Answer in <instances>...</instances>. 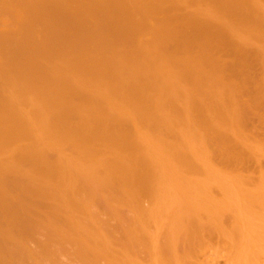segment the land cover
<instances>
[{
    "label": "bare ground",
    "instance_id": "bare-ground-1",
    "mask_svg": "<svg viewBox=\"0 0 264 264\" xmlns=\"http://www.w3.org/2000/svg\"><path fill=\"white\" fill-rule=\"evenodd\" d=\"M261 2L0 0V264H62L59 243H71L73 254L89 264H143L146 249L154 264H204L197 257L206 247L225 250L231 264L264 254V173L254 187V177L246 176L253 187L246 191L238 171L243 166L236 174L210 170L189 161L186 151L190 144L205 158L202 144L210 139L218 156L212 158L244 164L249 155L261 168L264 153L255 152L248 135L244 158L223 132L236 130L248 109L236 97L241 76L234 68L236 81L230 80L218 61L224 46L244 58L245 49L232 41L240 30L246 33L240 44L264 43ZM147 29L151 38L141 40ZM259 47L250 50L263 65L250 90L260 98L249 104L257 109L264 108ZM197 127L208 138L202 134L195 146ZM167 134L179 143L164 142ZM64 146L71 155L60 154ZM173 162L203 169L206 177L202 172L205 179L185 188ZM212 185L220 197L212 195ZM178 187L184 190L175 192ZM95 206L117 222L116 238L96 222ZM122 207L133 215L127 223ZM160 217H167L162 244L145 238L150 221L158 224Z\"/></svg>",
    "mask_w": 264,
    "mask_h": 264
},
{
    "label": "rangeland",
    "instance_id": "rangeland-1",
    "mask_svg": "<svg viewBox=\"0 0 264 264\" xmlns=\"http://www.w3.org/2000/svg\"><path fill=\"white\" fill-rule=\"evenodd\" d=\"M257 1H259V0H257ZM263 3H264V0H261ZM261 2V4H263ZM261 4L259 5L260 6V9L262 10V9H264L263 7H264V4L261 6ZM192 10V8H187V10L189 11V10ZM190 10V11H191ZM262 13L264 14V10H262ZM157 21L155 20V22L153 21V31H157L158 30V24L156 23ZM151 29H147L145 32H143L139 37H140V39L141 40H148V39H150L151 38V34H149L148 32L150 31ZM241 31V30H240ZM238 31V33H237V37L239 38V39H241V38H244L245 36V32H243V31ZM242 32H243V34H242ZM102 36L103 37H106L107 36V34L104 32V33H102ZM242 36V37H241ZM232 39V38H231ZM236 39V38H235ZM234 40V39H232V41L233 42H237V43H239V45L240 46H242V48H243V50L245 49V56H244V58L242 59V58H238V55H234V53L233 52H231L230 50H229V48L227 47V46H224V51H220V53H219V58H218V61H219V63L220 64H222L223 66H225V68L227 69L226 71H227V73H225L224 72V74L226 75V77L229 75L230 76V78H229V76H228V78L231 80V79H233V77L234 76H236L235 74H233L232 73V71L231 70H235L236 71V74H238V77L239 76H241V78H239V80H240V82H239V80H238V85L237 86H239V87H237V93H236V97L238 98L237 100L244 106V107H246L247 109H248V112L246 111V112H243L242 114H240L239 115V120H240V126H237V128H236V130H235V128H233V129H228V130H224L223 132L225 133V135L229 138V141L231 142V144H232V148L234 149V150H238V151H240L241 149H243V147H245L246 148V143H244V142H248V143H250V140L252 141L250 144H252L253 145V147L255 148V152H257V154L259 155H263V153H264V151H260L259 150V148H264V119H260L261 117L262 118H264L263 116H264V108H259V109H257V107L255 106V107H253V106H249V104H252V105H256V104H253V103H255V101L257 102L258 100L257 99H254L253 98V96L251 95V88H253V86L254 85H256V84H258L257 82L260 80V78H262V76H263V70H262V66H261V57L260 56H254L252 53H251V49H253V48H258L259 46L261 47V46H263V48H264V43L263 42H258V41H255V40H253V39H249V40H246L247 42H245L246 44H240L241 42H240V40ZM242 40V39H241ZM251 41V42H250ZM247 43H249V44H247ZM253 45V46H252ZM251 46V47H250ZM253 47V48H252ZM259 47V49H261ZM248 51H247V50ZM260 57V58H259ZM247 58V59H246ZM240 59V60H239ZM241 61V62H240ZM238 63V64H237ZM246 64V65H245ZM236 65H240V66H236ZM242 66V67H241ZM235 68V69H234ZM240 73H239V72ZM237 78V77H236ZM235 79V78H234ZM233 79V81H236V79L234 80ZM221 88H224V86H222ZM252 97H251V96ZM251 97V98H250ZM251 100V101H250ZM243 101H245V103L243 102ZM246 105V106H245ZM247 105H248V107H247ZM245 108V109H246ZM251 108V109H250ZM249 109L251 110L250 112V114H249ZM259 111V112H258ZM245 113V114H244ZM259 113V114H258ZM262 113V114H261ZM252 116V117H251ZM247 124V125H246ZM245 125H246V127H245ZM196 127V126H195ZM195 127H193L194 129H195ZM236 127V126H235ZM192 128V127H191ZM183 129V128H182ZM185 129L186 128H184L183 130L185 131ZM197 129V133H199V128L197 127L196 128ZM187 130V129H186ZM193 130V129H192ZM205 130V129H204ZM203 129H202V131H204ZM146 131H147V129H146ZM189 132H191V129H189L188 130ZM195 131V130H194ZM194 131H192V132H194ZM202 131H200V132H202ZM180 132H182V131H180ZM188 132V133H189ZM191 132V133H192ZM205 132V131H204ZM204 132L203 133H201V135H202V137L205 135L204 134ZM227 132V133H226ZM250 132H251V134H250ZM184 133H186V131L184 132ZM193 134V133H192ZM188 135L187 134V136H189L188 137V140H190L189 138L191 137V136H193V135ZM245 134V135H244ZM172 134H167L166 136H162V138L165 140L164 142H166V143H172V144H178L179 143V138H178V136H176V135H172ZM198 135H200V133L198 134ZM201 135H200V137H198L196 140H195V137L193 138V139H191V140H194V141H191V144L192 143H194L195 141H198L197 143L195 142L193 145H195V144H197L198 145V143L200 144V141H201V139H199V138H202L201 137ZM233 137H232V136ZM237 135V136H236ZM246 135H248V139H250V140H247L246 139ZM176 136V137H175ZM205 136H207V138H208V135H205ZM204 136V137H205ZM244 136V137H243ZM207 138H206V140H207ZM210 138V137H209ZM262 138V139H261ZM170 139V140H169ZM173 139V140H172ZM204 139V138H203ZM258 139H259V141H258ZM166 140H168V141H166ZM179 140V141H178ZM262 140V141H261ZM176 141H178V142H176ZM164 142H163V145H165L164 144ZM176 142V143H175ZM203 142H205V140H203ZM260 142V143H259ZM190 143V142H189ZM261 143H263V145H261ZM214 144V141L213 140H207L206 142H205V144H202V146H204V148H203V154L205 155L204 157L205 158H202V156L201 157H199L198 155H197V151L195 152V147H193V148H190V144H189V146H187L188 148L186 149V151H188L187 152V155H188V157H189V161H191L192 163H195V165L196 166H209V169L211 170L212 168H210L211 167V165H212V167H213V169H215V170H217L218 168L220 169V172L222 171V169H224V168H226L225 169V173L226 174H232L233 172L235 173L236 172V169L235 168H241L242 169V167H240V166H243L244 168H243V170H241L240 171V169L238 170L241 174H242V177H241V179L243 180V181H246V176H250V177H252V179H253V177H254V182H250V180H248V181H246V183L244 182V183H241L242 184V189L243 190H246V187H247V185L248 184H250L251 183V185H253V187L256 185V184H254V183H257V181H259V178H260V175H261V173H264V155H263V157H260L261 158V161H260V163L259 164H261L260 166H261V168L259 167V165L258 166H256L254 163H255V160L252 158V157H250L249 155H248V158L247 159H249V160H247L245 157H244V155L245 156H247L246 154L247 153H244V151L246 150L245 148L243 149V150H241V151H243V156L242 157H244L245 158V160H244V164L242 163V164H240V162H239V164H238V162H237V160H236V162H233L232 164H229V165H227V164H224L223 162H221V161H219L218 159H214V158H218V156H217V154L215 153V144ZM235 144V145H234ZM159 145H161V144H159ZM188 145V144H187ZM201 145V144H200ZM208 145V146H207ZM245 145V146H244ZM251 145V146H252ZM261 145V146H260ZM156 146H158V144H156ZM156 146H154V148H156L157 150H162V147L160 148V146H158L160 149H158ZM196 146V145H195ZM207 146V147H206ZM241 146V147H240ZM243 146V147H242ZM241 149H240V148ZM66 148V149H65ZM197 148H199L198 146H197ZM237 148V149H236ZM239 148V149H238ZM256 148H258V149H256ZM69 149V147L68 146H64V147H62V149L60 150V154L61 155H63V156H66V155H71V151H70V149ZM185 149V148H184ZM191 149H194V151L193 150H191ZM214 149V150H213ZM197 150V149H196ZM200 150H201V148H200ZM200 150H198V151H200ZM209 150V151H208ZM50 151H52V152H50ZM56 150L54 149V148H51L50 150H49V152L50 153H48V155L50 156V157H55V154L57 153V152H55ZM67 151V152H66ZM69 151V152H68ZM207 151V152H206ZM64 152H66V153H64ZM68 153H70V154H68ZM213 155V157L214 158H212V155ZM199 154V153H198ZM210 154V155H209ZM200 155V154H199ZM214 155H216V156H214ZM242 155V154H241ZM209 158V160L207 159V158ZM203 159H205V160H203ZM207 159V160H206ZM213 161H212V160ZM203 160V161H202ZM239 160H240V158H239ZM242 160H243V158H242ZM247 160V161H246ZM205 161V162H204ZM207 161V162H206ZM246 161V162H245ZM249 161V162H248ZM217 162H219V163H217ZM257 162V161H256ZM206 163V164H205ZM214 163H216L215 165H214ZM223 163V164H222ZM253 163V164H252ZM209 164V165H208ZM249 164V165H248ZM175 165V166H174ZM214 165V166H213ZM221 165V166H220ZM232 165L234 166V167H232ZM240 165V166H239ZM215 166H217V167H215ZM263 166V167H262ZM171 167H172V169L174 170V175H176L177 176V172H178V177L179 178H183L182 180L184 181V185H185V188H193V186H194V182L195 181H197V180H200V178H201V180L202 179H205L204 177H206V174H205V170L203 171V169H201V170H199V168L197 169H194L195 171H193V169H185V166H182V165H180L179 163H177V162H173V164L171 165ZM170 167V168H171ZM223 167V168H222ZM229 167H231V168H229ZM248 167V168H247ZM250 167V168H249ZM259 167V168H258ZM246 168V169H245ZM255 168V169H254ZM176 169V170H175ZM206 169V168H205ZM209 169H208V172L207 173H209L210 175H211V173L209 172ZM219 169H218V171H219ZM229 169H230V171H229ZM233 169H235V170H233ZM252 169H254V173H253V170ZM257 169H258V172H257ZM188 170V171H187ZM231 170H233V171H231ZM248 170V171H247ZM250 170H251V172H250ZM260 170V171H259ZM197 171V172H196ZM222 171V172H223ZM227 171V172H226ZM229 171V172H228ZM245 173H244V172ZM263 171V172H262ZM182 172V173H181ZM187 172V173H186ZM205 174V176L203 177L202 176V174L203 173ZM257 172V173H256ZM7 173H8V180H10V178L12 179V174L10 173V172H8V171H5V175H7ZM233 173V174H234ZM249 173H251V174H249ZM259 173V174H258ZM10 174V175H9ZM172 174H173V172H172ZM208 174V175H209ZM236 174V173H235ZM239 174V173H238ZM258 174V175H257ZM256 177H255V176ZM175 176V177H176ZM199 176H201V177H199ZM7 177H6V179H7ZM178 177H176V179H178ZM215 177H213V179H214ZM225 179H226V176L224 177ZM230 178V177H229ZM229 178H228V180H229ZM208 179V178H207ZM224 179V180H225ZM230 179H234V178H230ZM215 180V179H214ZM18 182V184H22L21 182H23L22 181V179L21 180H17ZM227 181V180H226ZM232 181V180H231ZM212 182V184L214 185L215 184V182L216 181H211ZM249 182V183H248ZM237 183V182H236ZM182 185H183V182L181 183ZM180 184V186H182ZM189 184V185H188ZM190 184H191V186H190ZM238 184V183H237ZM183 185V186H184ZM211 185V184H210ZM212 185V187H214ZM219 184H217V186H218ZM239 185V184H238ZM251 185H248V187H247V190L246 191H248V189H252L253 187L251 186ZM182 186V187H183ZM187 186V187H186ZM237 186V185H236ZM245 189H244V188ZM217 187H214L213 189H212V195L215 197V195H216V197L215 198H218V197H220V196H217V195H221V190L220 189H216ZM216 189V190H215ZM178 190H180V187H178L177 188V190L175 191V189L173 190V191H175V192H179V193H181L183 190H181V191H178ZM218 190V191H217ZM215 191V192H214ZM217 191V192H216ZM174 193V192H173ZM115 195H117L118 197L120 196L119 195V193H115ZM175 195V194H174ZM116 196V197H117ZM79 199L80 197L77 195L76 196V198L75 199ZM8 202H12V203H14L13 202V200H12V198L10 199V197L8 198ZM54 203L55 202H50V204H53L54 205ZM146 203V202H145ZM144 203V204H145ZM146 205V204H145ZM166 205H168V208H169V203L168 204H166ZM94 208V207H93ZM103 207L102 206H100V207H96L95 206V208L94 209H92V212L94 211L95 213H96V211L99 213V214H97V218H96V222H99L98 224L102 227V228H107V230L109 229L110 230V236H111V238L113 239V238H116L117 236H118V234L115 232V224L117 223L116 221H115V219L113 218V217H111V216H109L105 211H104V208L102 209ZM171 208H173V206L171 205ZM43 209V208H42ZM97 209V210H96ZM125 209V210H124ZM126 209L127 208H125V207H122V209L121 210H123V211H125V212H127L126 211ZM167 209V208H166ZM103 210V211H102ZM170 210V209H169ZM44 211V212H43ZM104 212V213H103ZM124 212V213H125ZM166 213L168 212V211H165ZM171 211H169V213H170ZM40 213L43 215V213H45V209L44 210H39V215H40ZM104 215H103V214ZM123 213V214H124ZM165 214V213H164ZM168 214V213H167ZM103 215V216H102ZM166 215V214H165ZM124 216V219H125V221H126V223L127 222H129V220H130V218L133 216L132 215V213L130 212V211H128L126 214H124L123 215ZM127 216V217H126ZM131 216V217H130ZM129 220H128V219ZM161 218V217H160ZM82 219V222H84L83 224H85V223H87V222H89L88 221V219L87 218H81ZM85 220H86V222H85ZM98 220V221H97ZM166 220H167V217H162L161 218V220H160V222L157 224V222L155 223V222H153L152 220L150 221V223L148 224V226H149V228L147 227V234L145 235V238H147L146 236H155V238L157 239V241L159 242L161 239H164L162 236H160V235H162L161 234V232L163 233L164 232V229H165V227L162 225V224H164L165 222H166ZM109 221V222H108ZM163 222V223H162ZM157 226H158V228H157ZM162 227V228H161ZM161 228V229H160ZM153 230V231H152ZM163 230V231H162ZM150 232H152V233H150ZM153 232H154V234H153ZM153 234V235H152ZM116 235V236H115ZM157 235V236H156ZM159 235V236H158ZM115 236V237H114ZM38 238H40L39 240H42L43 238H44V236H37ZM160 237H161V239H160ZM110 240V239H109ZM113 241V240H112ZM156 241V242H157ZM162 241V242H161ZM159 243L160 244H162V243H164V240H161ZM116 242V241H115ZM215 242H216V240H215ZM217 243V242H216ZM31 244H33L34 245V243L33 242H31ZM55 244V248L57 247L58 249H59V246H61V245H63L62 247H64V248H62L61 249V255H60V253H59V255H57L58 257H59V262H61L62 264H89L88 263V260H81L80 258H78V256H76V254L74 253L73 254V249L75 248H73V246H72V244L70 243H62V244H60L59 243V246H58V243L56 244V243H53V245ZM214 244V243H213ZM219 244V245H218ZM220 244H222V243H217L214 247H216V248H219V249H221L220 248V246H222V245H220ZM157 245H158V243H157ZM66 246V247H65ZM213 246V245H212ZM54 247H52L53 249H54ZM113 248H115V249H118V247L117 246H112ZM213 247V249H215ZM260 247H264V244H263V246H261L260 245ZM261 248V249H262ZM66 249V250H65ZM210 248H204V249H202L200 252H202V253H198V256L199 257H197V258H200L201 257V259H199L200 261H202L204 264H215V262H216V264H231V263H228L227 261H226V257H224V254L225 253H223L225 250H220L218 253L216 252V251H213L212 249H210ZM256 249H258V248H256ZM260 249V250H261ZM62 250H64L63 252H62ZM148 249H146V254H148L149 253V250L147 251ZM205 250V251H204ZM208 252H207V251ZM66 251V252H65ZM223 251V252H222ZM258 251V250H257ZM263 251H264V248H263ZM204 252V253H203ZM216 252V253H215ZM261 252V251H260ZM260 252H258L257 254H258V256L260 257V259H259V257H257V254H256V259L255 260H257V259H259L260 261H258L257 260V262L255 263V260L254 259H251V258H249V259H247L248 260V263L247 264H250L249 263V260H251V262H253V260H254V262L253 263H251V264H264V254L262 255V254H259ZM264 253V252H263ZM146 254H144L145 256H143L142 257V255H141V257H140V259L142 260H139V262L140 263H149V264H154V262H156L155 260H154V258L153 257H155V255H150V254H148L147 256H146ZM202 254V255H201ZM57 256H56V258H57ZM145 257V258H144ZM148 258V259H147ZM153 258V259H152ZM255 258V257H254ZM147 259V260H146ZM145 260V261H144ZM204 260H206V261H204ZM238 260V259H237ZM154 261V262H153ZM210 261H215L214 263L213 262H210ZM236 260L235 259H233V261H232V264H235L236 262H235ZM199 262V261H198ZM230 262V261H229ZM234 262V263H233ZM240 263H242V261L240 260L239 261ZM243 262H245L246 263V261L245 260H243ZM260 262V263H259ZM238 263V262H237ZM236 263V264H237ZM240 263H238V264H240ZM244 263V264H245ZM99 264H104V263H99Z\"/></svg>",
    "mask_w": 264,
    "mask_h": 264
}]
</instances>
